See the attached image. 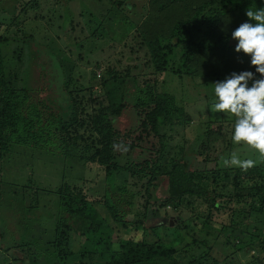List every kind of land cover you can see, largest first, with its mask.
<instances>
[{"label":"trees","instance_id":"trees-1","mask_svg":"<svg viewBox=\"0 0 264 264\" xmlns=\"http://www.w3.org/2000/svg\"><path fill=\"white\" fill-rule=\"evenodd\" d=\"M128 1L131 2L108 0L101 17L112 19L111 14L117 9L126 15ZM147 7L148 14L142 28L143 42L149 52L148 63L158 72L168 70L192 79L208 78L212 82L225 79L233 71L255 73L250 56L235 52L237 41L232 39L231 33L243 22L255 23L249 20L246 11L249 8L253 11L264 8V0H148ZM130 26L136 28L128 23L126 29ZM6 41V37H0V206H7L8 211L11 209L9 213L15 211L25 215L24 220H28L25 226L28 228L29 222L37 220L38 213H41L33 207H40L42 202L41 206H45L49 201V213L54 223L51 224L53 235L46 242L48 247L45 250L39 246L32 250L33 245L26 241L22 245L16 242L18 247L23 246L22 253L16 249L12 252L7 250L6 244L0 264H15L14 260H18L15 256H19L24 264H166L165 260L170 261L169 264H202V259L212 256L211 249H206L197 256L192 254L184 262L173 257L177 252L175 249L166 252L163 244L159 245V249H151L139 239H121L126 229L138 227L148 219L154 211L151 206L157 200L160 206L172 204L175 208L178 203L185 202L192 208L196 201L203 203L208 200V212L203 216L207 221L214 210L227 209V227L232 228L227 233L228 239L232 238L231 233L234 238L241 239V234L245 232L234 226L235 217L243 222L253 215L261 224L255 227H264V162H258L255 167L243 172L238 167L221 166L219 158L225 156L224 152L217 153L212 159L208 157L211 146L225 141L220 140L225 137L220 113H210L209 117L201 119L208 127L199 135L193 153L180 154L177 159L179 150L173 151H178L176 154L170 152L168 139L177 135L174 127L188 125L194 116L199 118L204 112H211L208 103L196 105L191 114L182 102H177L173 92H151L145 100L138 99L135 83L131 81L134 89L127 92L124 74L117 72L112 78L117 85L106 92L108 101L105 104L103 100L99 101L102 97L83 93L91 91L92 84H83L73 76L66 84V76L65 81L63 79L66 72L60 64L58 68L62 80L49 93L52 98L47 105L35 92L19 87L17 75L21 59L13 61L12 58L15 54L18 58L23 51L18 48L8 59L2 53V45ZM177 48L178 56L168 66V55L175 54ZM40 63L45 67L43 70L38 67ZM33 70L39 76L35 83L37 86L38 81L46 78L56 83L46 59L34 57ZM91 74L93 77L96 75L94 71ZM256 78H261L258 73ZM109 81L103 80L102 84L106 85ZM249 83L251 85V81ZM53 96L57 98L53 99ZM92 97L99 103L88 108L86 105ZM56 100L63 103L60 107L63 114L55 111ZM120 116L133 117L134 122L118 126ZM214 121L219 123L216 128L210 126ZM161 128H164L163 133ZM153 136L157 137L158 145ZM142 146L152 147L153 154L134 162L131 158L133 150ZM23 151L29 152L31 158L36 154L49 156V171L58 174L54 186L40 187L44 185L40 181V173L44 171L33 166L29 168L28 162L20 164L15 170L6 169L9 176L1 179L2 167H6L4 159H8L9 163L12 157ZM251 158L258 159L257 154ZM92 163L103 167L106 178L113 172L129 173L135 178L133 187L124 184L117 188L118 191L108 193L105 186L102 198L88 199L86 188H82L86 183H92L97 189L104 187L94 184L101 180L85 182L86 165ZM7 167L10 168L9 165ZM77 170L81 173L76 174ZM15 171L24 177V183H13L12 188L8 183L17 178L12 175ZM160 184L163 199L153 193ZM139 198L143 202H139ZM34 226L37 222L30 227ZM68 231H74L76 235L100 237L102 245L73 251L67 244H62V241L66 243ZM119 235L120 239L117 238ZM113 236L118 240V248L113 247ZM239 241L237 244L254 248L253 241L248 244ZM36 252H44L48 256L46 262L40 261ZM10 253H13V262L9 258Z\"/></svg>","mask_w":264,"mask_h":264},{"label":"rangeland","instance_id":"rangeland-1","mask_svg":"<svg viewBox=\"0 0 264 264\" xmlns=\"http://www.w3.org/2000/svg\"><path fill=\"white\" fill-rule=\"evenodd\" d=\"M107 1L0 0V37L7 38L4 46L2 45V53L10 59L12 52L17 51L18 48L23 51V54L18 58L16 54L12 58L13 61L21 59V66L17 75L19 87L30 89L49 105V98H52L49 97V93L53 92L55 85H59L62 80L59 69L61 64L66 72L63 76L64 81L66 76V84L71 76L83 84H92L93 89L83 93H92L93 96L102 97L99 101L103 100L105 104L108 101L106 92L117 85L112 78L118 72L124 74L123 82L127 92L134 89L131 81L135 83L138 99L145 100L151 92H173L177 97V102H182L191 114L194 111L193 107L198 104L208 103L211 107L215 101V81L212 82L208 78L203 80L201 78L192 79L184 74L180 75L168 70L167 72H158L148 63L150 57L143 42L142 29L145 15L148 14V0L128 1L126 7L129 10L126 9V15L117 9L114 14H111L112 19L101 17V12L108 6ZM128 23L135 25L136 28L130 26L126 29ZM178 52L177 48L175 54L168 55V66L172 64V59L177 58ZM45 56L48 57L44 58ZM34 57L36 59L43 58L49 62L52 68L49 72H53L56 83L45 77L46 80L38 81L39 86L35 84L39 76L33 70ZM6 64L8 66V61H6ZM67 66L71 68L66 70ZM38 67L40 70L45 68L41 63ZM92 71L96 73L95 77L92 76ZM106 79H110V81L103 85L102 82ZM222 80L224 79L222 78ZM36 89L37 91H34ZM54 98L57 97L53 96ZM93 98L88 100L86 107H94L99 103L97 102L98 99ZM55 102V111L63 114L60 108L63 103L57 100ZM57 102H59V105ZM210 113L213 112H204L199 118L194 116L193 121L188 125L174 127L177 135L174 134L172 139H168V144L170 152L176 149L179 150L176 156L177 159L181 157L180 154L194 152L199 135L203 134L204 128L208 127L207 124L204 125L201 119L209 117ZM220 114L225 133L224 139L220 138V140L225 141L219 143V145L211 146L208 153V157L211 159L216 157L217 153L224 152L225 156L229 155L237 147L231 141L234 118ZM117 120L119 121L118 126L121 127L134 122L133 117L128 116H120ZM217 124L219 123L214 121L210 126L216 128ZM163 130L164 128H161L160 132ZM152 139L158 145L157 137L153 136ZM25 149L30 150V148ZM176 152L178 151L173 153L176 154ZM28 153L23 151L14 158L12 157L9 163L8 159H4L5 166L9 165L10 168L2 167L1 179L4 180L6 176H9L6 169L15 170L20 164L28 162L29 168L33 166L35 169L44 171L40 173L42 177L40 181L44 184L39 185L40 187L54 186L58 174L49 171V156L36 154L31 158ZM152 154V147L142 146L133 150L131 158L134 162H138ZM253 155L255 156L253 152H242L241 158H251ZM89 167H92V169H89ZM85 170V182L87 180L94 182V179L101 180L100 182H94V184L99 183L104 186L102 189H97L91 185L92 183L85 184L84 182L82 184H85L82 188H86L88 199L92 200L102 198L105 186L108 188L107 192L112 193L118 191L117 188L123 187L124 184L127 187H133L132 182L135 181V178L127 172H113L106 178L103 167L95 163L87 164ZM81 171L83 172V168H81ZM81 171L77 170L76 174L81 173ZM12 175L17 178L8 183L10 187H14L11 186L13 183H24V177L21 174L15 171ZM51 181H54V183ZM161 184L153 193L155 192L158 198L163 199ZM230 186H232L231 183ZM47 198L49 199V195ZM139 202H143V199L139 198ZM200 202L196 201L192 208L188 204H184L185 202L178 203L175 208L172 204L160 206L159 200H157L151 206L154 211L149 214L148 219L144 220L141 225L130 227L128 230L122 228L126 231L121 239H139L147 243L151 249H159V245L163 244L166 252L169 249H175L177 252L173 254V257L184 262L188 258L190 259L192 254L197 256L200 252L211 249L209 252L212 256L218 258L217 262H215L214 257L209 256L202 259V264H264V227H255L259 222L253 218V215H251L252 218H246L243 222L239 217H235L234 226L245 230L246 233L241 234V239L234 238V234L231 233L230 237L232 238L228 239L227 233L232 229L227 227L229 211L227 209L214 210L209 221H207L203 216L207 215L208 206L206 205L209 204V201ZM41 205L40 207H33V210H40L41 213H38L37 220L34 219L31 223L29 222L28 228L25 226L28 221L24 220L25 215L14 210V212L9 213L11 209L8 211L7 206H0V257L4 254L6 244H8L7 250L13 252L16 249L20 253L23 252V246L18 247L16 242L22 245L23 242L29 241L30 246L33 245L32 250L36 246L41 247V250L48 247L46 242H49L52 238L53 227L51 224L54 222L49 213V201L46 202L45 206ZM179 218L183 221H179ZM35 222H37V226L30 227ZM151 226L153 229H151ZM255 228L259 229L254 231ZM252 231L254 233L249 235L248 232ZM238 233L242 232L238 231ZM5 235L6 237H4ZM117 238L120 239V235ZM239 240L244 241L246 244L253 241L254 248L237 244L240 242ZM65 241L66 243L62 241V244H67L73 251H83L92 247V245H102L100 237L76 235L74 231H68ZM112 242L113 247L118 248V240L115 236H113ZM25 251L26 249H24ZM10 254L9 258L13 256V253ZM37 256L40 261L46 262L48 259L44 252L41 254L38 252ZM15 257L18 259L14 260L15 264H24L20 261L19 256ZM10 260L13 262L12 258ZM165 263L169 264L170 261L165 260Z\"/></svg>","mask_w":264,"mask_h":264},{"label":"clouds","instance_id":"clouds-1","mask_svg":"<svg viewBox=\"0 0 264 264\" xmlns=\"http://www.w3.org/2000/svg\"><path fill=\"white\" fill-rule=\"evenodd\" d=\"M251 22H243L232 31L235 52L250 56L252 71H233L224 80L214 82L215 101L210 110L234 118L231 141L237 146L228 156H220L222 167H238L243 172L264 162V8L248 9ZM256 73L261 78H256ZM251 81V85L250 82ZM253 152L258 159L241 158Z\"/></svg>","mask_w":264,"mask_h":264},{"label":"water","instance_id":"water-1","mask_svg":"<svg viewBox=\"0 0 264 264\" xmlns=\"http://www.w3.org/2000/svg\"><path fill=\"white\" fill-rule=\"evenodd\" d=\"M171 223V222H170Z\"/></svg>","mask_w":264,"mask_h":264}]
</instances>
